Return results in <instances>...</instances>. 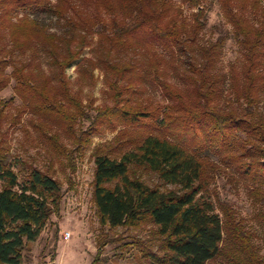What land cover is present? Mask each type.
<instances>
[{
	"label": "trees",
	"instance_id": "16d2710c",
	"mask_svg": "<svg viewBox=\"0 0 264 264\" xmlns=\"http://www.w3.org/2000/svg\"><path fill=\"white\" fill-rule=\"evenodd\" d=\"M215 1L230 30L203 42L205 0H0V92L15 83L0 103L21 100L12 125L30 114L58 156L63 136L82 148L103 125L124 126L123 141L94 154L92 199L104 225L155 227L136 241L148 264H264V0ZM229 39L240 57L224 71ZM75 65L101 68L112 102L81 134ZM150 88L166 102L143 96ZM16 162L0 140V264L24 263L62 199L49 171L31 165L21 183ZM222 172L248 188L259 230L213 193ZM98 244L91 264L103 262Z\"/></svg>",
	"mask_w": 264,
	"mask_h": 264
},
{
	"label": "rangeland",
	"instance_id": "374dc122",
	"mask_svg": "<svg viewBox=\"0 0 264 264\" xmlns=\"http://www.w3.org/2000/svg\"><path fill=\"white\" fill-rule=\"evenodd\" d=\"M205 3L211 4V10L208 14L207 26L203 31V42L214 41L222 32L230 30L216 1L205 0ZM183 8L186 15L193 11L186 5H183ZM84 55L96 56L95 53H89V49L85 50ZM239 57L237 43L229 39L221 56V69L227 71L230 64ZM87 70L89 71L83 74L78 71L76 65L67 69L72 89L80 95L89 116L82 118L77 124L78 134L89 128L91 117L96 114V107L112 103L107 97L104 71L98 67L94 70L89 67ZM10 71L11 68L7 70ZM170 80L177 82V77H170ZM14 84L12 80L10 85L0 92V101H9L14 96ZM143 96L155 102H166L161 93L153 88ZM19 105L21 100L18 98L6 107L0 103V109H4L0 121V140L10 148V158L18 161L13 166V170L22 183L27 176L29 166H37L49 171L62 187L59 211L52 214L38 239L26 244V258L23 264H91L99 248L98 243L101 241H105L101 248L102 264H148L136 241L138 239L147 241L152 238L151 232L155 227L151 224H143L139 228L122 226L111 228L109 225H104L100 222L92 199L94 154L99 149L107 151L115 148L118 145L115 142L116 137L122 138L123 141L121 134L124 126L103 125L97 133L91 135L90 143L82 148H78L77 144L64 139L63 136L68 154L58 156L53 150H47L48 146L42 140V131L31 121L30 114L23 116L20 123L12 125L11 118L16 114L15 109ZM137 171L148 183L156 182L154 174ZM211 188L219 199L227 201L238 215L245 219L249 228L259 230L253 219L255 208L248 195V188L244 184L231 180L225 172H222L212 183ZM67 232L70 233L69 237L66 236ZM256 242L264 253L262 240L257 238Z\"/></svg>",
	"mask_w": 264,
	"mask_h": 264
},
{
	"label": "built area",
	"instance_id": "2783aa9c",
	"mask_svg": "<svg viewBox=\"0 0 264 264\" xmlns=\"http://www.w3.org/2000/svg\"><path fill=\"white\" fill-rule=\"evenodd\" d=\"M66 236H67V237H69V236H70V233H69V232H67V233H66Z\"/></svg>",
	"mask_w": 264,
	"mask_h": 264
}]
</instances>
